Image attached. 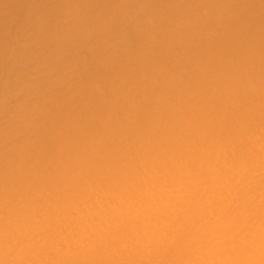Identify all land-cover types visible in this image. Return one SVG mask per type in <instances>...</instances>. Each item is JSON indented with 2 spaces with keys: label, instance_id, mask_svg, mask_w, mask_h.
Listing matches in <instances>:
<instances>
[{
  "label": "clouds",
  "instance_id": "9594fccd",
  "mask_svg": "<svg viewBox=\"0 0 264 264\" xmlns=\"http://www.w3.org/2000/svg\"><path fill=\"white\" fill-rule=\"evenodd\" d=\"M0 264H264V0L0 19Z\"/></svg>",
  "mask_w": 264,
  "mask_h": 264
},
{
  "label": "bare ground",
  "instance_id": "6f19581e",
  "mask_svg": "<svg viewBox=\"0 0 264 264\" xmlns=\"http://www.w3.org/2000/svg\"><path fill=\"white\" fill-rule=\"evenodd\" d=\"M22 6L23 0H11V3L4 5V10L0 12V19L4 21L13 19Z\"/></svg>",
  "mask_w": 264,
  "mask_h": 264
}]
</instances>
